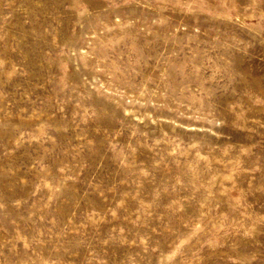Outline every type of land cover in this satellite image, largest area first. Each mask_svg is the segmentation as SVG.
Masks as SVG:
<instances>
[{
  "label": "rangeland",
  "instance_id": "obj_1",
  "mask_svg": "<svg viewBox=\"0 0 264 264\" xmlns=\"http://www.w3.org/2000/svg\"><path fill=\"white\" fill-rule=\"evenodd\" d=\"M0 264H264V0H0Z\"/></svg>",
  "mask_w": 264,
  "mask_h": 264
}]
</instances>
